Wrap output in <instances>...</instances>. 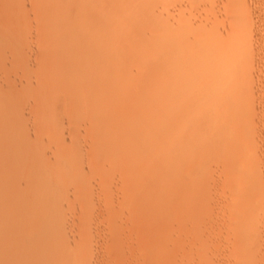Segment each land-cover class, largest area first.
Instances as JSON below:
<instances>
[{
  "label": "rangeland",
  "instance_id": "1",
  "mask_svg": "<svg viewBox=\"0 0 264 264\" xmlns=\"http://www.w3.org/2000/svg\"><path fill=\"white\" fill-rule=\"evenodd\" d=\"M7 256L264 264V0H0Z\"/></svg>",
  "mask_w": 264,
  "mask_h": 264
},
{
  "label": "bare ground",
  "instance_id": "2",
  "mask_svg": "<svg viewBox=\"0 0 264 264\" xmlns=\"http://www.w3.org/2000/svg\"><path fill=\"white\" fill-rule=\"evenodd\" d=\"M123 4H124V3H123ZM234 8H235V7H234ZM237 10H238V9H237ZM235 11H236V9H235ZM233 12H234V9H233ZM235 13H236V12H235ZM186 26H189V25H186ZM186 26H185V27H186ZM185 27H184V29H185ZM182 28H183V27H182ZM187 28H188V27H187ZM187 28H186V29H187ZM210 45H211V44H210ZM203 46H204V45H202V46H200V47L197 46L196 48L191 49V51H192V52H194V51H196V50H200V51H202V49H204ZM220 46H221V45H220ZM205 47H206V48H205V50H206V49H207V46L205 45ZM211 47H212V46H211ZM228 47H229V46H228ZM208 48H209V47H208ZM230 48H231V47H230ZM188 49H189V48H188ZM217 49H218V48H217ZM220 49H222V48H220ZM234 49H235V46H233L232 50H234ZM218 50H219V49H218ZM223 50H224V49H223ZM232 50H231V51H232ZM237 51H238V50H237ZM228 52H229V51H228ZM228 52H227V54H228ZM189 53H190V51H189ZM231 53H232V55H233L234 51H232ZM225 54H226V53H225ZM228 55H229V54H228ZM221 57H223L224 59H223V58L220 59V61H219L220 64H219V62L216 60L215 63H217V64H215V65H218L217 67H219V66L221 65L222 68H223L224 64L221 62V60H223V61L225 60L224 63H226V62H228V59H231L233 56H228V57H226V58H228V59H226L223 55H222ZM230 57H231V58H230ZM226 60H227V61H226ZM213 63H214V62H213ZM211 65H212V64H211ZM211 65H210V66H211ZM214 67H215V66H214ZM214 67H213V68H214ZM189 68H190V67H189ZM213 68H211L210 71H212ZM222 68L220 67L221 71H220L219 73L222 72L223 76H225L224 73H223L224 70L222 71ZM218 69H219V68H218ZM183 70H187V69L183 68ZM214 70H217V69H214ZM178 71L181 72L182 70L180 69V70H178ZM187 71H188V70H187ZM210 71H209V74H207L206 76L210 77V76H209V75H211V74H210ZM180 72H178V74H179ZM188 72H190V70H189ZM212 72H214V74L217 73V72H215V71H212ZM212 72H211V73H212ZM242 72H244V71H242ZM242 72H241V73H242ZM244 73H245V72H244ZM182 74H183V71H182V73H180V75H182ZM184 74H186V71L184 72ZM222 74H221V75H222ZM227 74H228V73H226V76H227ZM186 75H187V74H186ZM186 75H185V76H186ZM185 76L183 77V75H182L183 78H186V77H188L189 75L186 76V77H185ZM195 76H196V75H195ZM214 76H216V75H214ZM219 76H220V74H219ZM223 76H221V79L223 78ZM226 76H225V77H226ZM192 77H193V76H192ZM203 77H205V75H203ZM190 78H191V77H190ZM193 78H194V79H197L198 77H193ZM193 78H191L192 81H195V80H193ZM199 78H200V75H199ZM199 78H198V80H199ZM205 78H206V77H205ZM210 79H212V78H210ZM223 79H224V78H223ZM189 80H190V79H189ZM198 80H197V82H199L201 79H200L199 81H198ZM205 80H206V79H202L203 82H204ZM208 80H209V78H208ZM202 81H201V86H200V87H202V85H203V82H202ZM206 81H207V80H206ZM209 81H210V80H209ZM212 81H213V80H211L210 83H212ZM222 81H223V80H222ZM222 81H220V79H219V82H218V83L220 84V82H221V84H222V83L225 81V79H224L223 82H222ZM213 82H214V81H213ZM204 83H205V82H204ZM208 83H209V82L207 81V84H208ZM210 83H209V84H210ZM190 84H191V83H190ZM207 84H206V85H207ZM191 85L194 86V84H191ZM195 85H196V84H195ZM199 85H200V84H199ZM199 85L194 86V88H195V87H198ZM206 85L204 84V87H205V88L208 87V86H206ZM217 85H218L217 83H213L212 88H213V86H216V87L219 89V85H218V86H217ZM189 86H190V85H189ZM193 86H191V87H193ZM187 87H188V86H187ZM188 88H189V87H188ZM214 88H215V87H214ZM184 89H185V88H184ZM184 89H183V90H184ZM192 89H193V88H192ZM206 90H207V89H206ZM212 90H213V89H212ZM183 98H185V97H183ZM183 98H180V99H183ZM186 98H189V97L186 96ZM183 100H185V99H183ZM186 100H187V99H186ZM188 100H190V99H188ZM178 102H179V101H178ZM180 102H181V101H180ZM180 102L178 103L179 106H180V104H181ZM182 102L184 103V101H182ZM188 102H190V101H188ZM185 103H186V102H185ZM192 104H193V103H192ZM184 106H185V105H184ZM188 106H189V105H188ZM192 106H193V105H192ZM195 106H196V105H195ZM190 107H191V106H190ZM177 108H178V107H177ZM184 108H185V107H184ZM192 109H193V108H191L190 110H192ZM182 111H183V110H182ZM187 111H188V110H187ZM192 112H193V111H192ZM185 114H186V113H185ZM185 123H186V122H185ZM182 125H183V124H182ZM246 155H247V154H246ZM258 173H259V172H258ZM245 176H246V175H245ZM247 176H248V175H247ZM242 223H243V222H242ZM241 225H242V224H241ZM239 228H240V227H239ZM22 233H23V232H22ZM241 233H242V232H241ZM30 236H31V235H30ZM36 236H37V235H36ZM38 236H39V235H38ZM39 238H40V237H39ZM30 239H31V238H29V240H30ZM33 239H34V238H32V240H33ZM35 240H36V239H35ZM36 241H37V240H36ZM16 242H17V241H16ZM21 242H22V241H21ZM23 242H24V241H23ZM29 242H30V241H29ZM31 242H32V241H31ZM201 242H202V241H201ZM27 243H28V242L25 241L24 245L27 244ZM13 245H14V244H13ZM24 245H22V246L24 247ZM29 245H30V243H29ZM35 245H37V244L33 243V249L36 247ZM4 246H5V245H4ZM31 246H32V245H31ZM25 248H27L26 245H25ZM25 248H23V249H25ZM29 248H30V247H29ZM18 249H19V248H18ZM31 250H32V249H31ZM31 250H29V252H30ZM35 250H36V249H35ZM9 251H10V250H9ZM22 251H23V250H22ZM32 252H33V251H32ZM6 253H7V252H6ZM13 253H14V252H13ZM18 253H19V252H18ZM18 253H17V255H18ZM33 253H34V252H33ZM36 253H37V251H36ZM14 254H15V253H14ZM26 254H27V253H26ZM7 255H10V254L7 253ZM17 255H16V257H17ZM27 255H30V253L27 254ZM31 255H32V253H31ZM36 255H37V254H36ZM10 256H11V255H10ZM10 256H9V258H10ZM18 256H20V255H18ZM26 257H27V256H26ZM29 257H31V256H29ZM29 257H28V258H29ZM14 258H15V257H14ZM17 258H18V257H17ZM37 258H38V257H37ZM37 258H35V259H37ZM35 259H33V260H35ZM7 260H8V262H9L8 256H7L6 258H4L2 261H3V262L6 261L4 264H7ZM13 260H14V259H13ZM24 260L26 261V263L28 262V261H27V260H28L27 258L24 259ZM33 260H32V258H29V262H30V261H33ZM25 261H24V262H25ZM36 261H37V260H36ZM36 261H35V263H34V262H32V263H33V264H37ZM11 262H12V261H11ZM32 263H30V264H32ZM23 264H24V263H23Z\"/></svg>",
  "mask_w": 264,
  "mask_h": 264
}]
</instances>
